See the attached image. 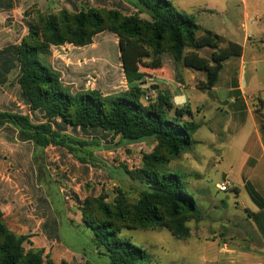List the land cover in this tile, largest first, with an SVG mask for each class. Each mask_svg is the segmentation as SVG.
<instances>
[{
  "label": "trees",
  "instance_id": "1",
  "mask_svg": "<svg viewBox=\"0 0 264 264\" xmlns=\"http://www.w3.org/2000/svg\"><path fill=\"white\" fill-rule=\"evenodd\" d=\"M127 2L135 10L133 14L88 7L74 13L67 10L48 15L36 13L25 22L26 34L17 45L0 53L4 56L0 63L5 73L17 69L20 96L45 122L33 124L26 115L3 112L0 125L14 127L19 141L31 142L35 148L52 145L65 147L69 152H87L95 143L61 135L52 129L50 122L58 130L70 126L85 132H110L119 137L118 144L155 140V150L142 155L137 168L123 170L127 179L138 185L135 203L129 204L121 192L111 204L105 203L104 195L87 197L78 203L97 245L106 248L100 254L109 264H148V256L142 249L127 240H117L116 234L122 225H127L132 229L166 228L178 238L188 236L185 222L199 215V209L186 188L184 176L177 170L169 171L165 164L167 159L192 149L197 143L194 135L201 125L192 119L189 107H174L169 92L156 91L155 86H152L154 98L145 103L140 80L155 76L150 73L161 68V56L166 54L187 69L203 72L205 79L197 87L211 90L223 63L239 57L241 47L201 29L193 15L178 12L167 0ZM103 32L117 38L124 76L129 82L136 80L137 85L114 96H102L95 91L72 92L62 84L61 74L50 63L51 48L64 44L83 47ZM203 49L210 50L209 57L199 55ZM134 66L139 72L132 71ZM54 119H59V123ZM74 155L81 162L96 165L88 154ZM25 241L26 237L14 235L4 226L0 213V264H53L44 261L41 252H24Z\"/></svg>",
  "mask_w": 264,
  "mask_h": 264
},
{
  "label": "crops",
  "instance_id": "2",
  "mask_svg": "<svg viewBox=\"0 0 264 264\" xmlns=\"http://www.w3.org/2000/svg\"><path fill=\"white\" fill-rule=\"evenodd\" d=\"M20 1L0 0V31L6 29L8 22L13 24V21H16L15 15L19 12ZM167 1L178 12L184 15H193L196 24L201 29L221 36L227 42L239 45L241 55L231 57L224 62L215 87L204 91L199 89L197 84L189 85L187 83L190 80H195L199 74L201 77L198 79V84L203 82L205 79L203 72L188 71L180 63L183 66L181 69L179 63L163 54L161 68L150 73L156 76L155 85H153L155 90L169 92L174 107L181 108L183 107L181 105L187 103L184 106L189 107L190 111L197 108L198 102H202L198 96L200 93L207 92L210 99L220 78L226 74H236V80L232 85H234V89L241 91L242 80L239 78V73L245 59H256L255 54L258 58L259 49L264 52V22H260L257 15L258 12L264 13V0H240V11H238L237 3L231 5L233 0H222L221 7L223 9L221 10L208 8L205 0H201V2L199 0ZM67 2L69 4L67 6L71 8V1ZM250 9L254 11L252 15ZM224 13L228 14L232 22L225 23L223 20L215 28L209 21L202 19L205 15L210 19L214 14L222 15ZM235 17L240 20L234 21ZM10 18H14L13 21ZM239 31L242 32L241 43L232 40L239 37ZM98 36L93 38L91 44L83 47H74L70 44L52 47L50 63L61 74L62 84L72 92L95 91L102 96L122 94L129 87L137 85V82L136 80L129 82L124 76L117 38L112 34L113 39L110 43H106L104 38ZM2 41L3 39L0 38V53L9 47L2 46ZM18 43L19 41L12 45ZM198 53L201 55L200 51ZM249 54L251 55L250 59L247 56ZM164 55L169 59V62L162 60ZM3 57L0 55V59ZM238 65H240V70ZM138 70L135 69V66L132 68V71ZM87 75H94L96 79L94 86L89 87L85 83ZM16 77L17 69L5 73L0 63V113L29 115L33 124L44 123L45 120L41 114L29 111L28 105L20 96ZM192 115V119L195 121V114L192 113ZM54 122L59 123V119H54ZM50 124L52 129L61 135H66L76 141L94 142L95 145H92L91 149H86L87 152L80 150L69 152L65 147L52 145L44 149L35 148L31 142L19 141L18 131L14 127L7 124L0 125V211L4 217L10 215L15 221H24L28 216L22 211L23 202L28 200L27 202L36 207L33 211L39 225L36 228L37 234L48 241L60 242L59 219L69 216V205L66 203L64 194L72 191L82 201L87 196L96 197L102 194V190L106 192L115 184L122 185L119 180L125 181L123 180L125 177L118 163L111 161L110 155L115 150L121 153L124 149L123 146L135 153L137 149H134L133 146L137 144L120 143L116 148L115 144L110 146L109 143H105L106 139L110 143L111 139L119 143V137L113 136L110 132H85L79 131V129L74 130L70 126H63L61 130H58L52 122ZM257 125L254 143L250 142L248 135L244 138L243 149L228 170V176L232 182L231 192L234 193L232 202L237 204L232 216L235 220L241 221L240 235L236 233L222 246H217L215 257L209 261V264H264V119H258ZM242 127L243 125H240L239 129ZM236 130L238 131L237 128ZM254 146L256 147L255 153H253ZM74 154L82 157H86L88 154L95 160L96 165L94 166L91 162H81ZM124 157L119 155V158ZM99 164H101L100 167ZM110 175L116 177L109 180L108 183L101 182V178H112ZM70 176L74 179H71ZM85 185H90V187H87L86 190ZM245 190L250 195L248 200L237 201L241 191ZM18 225L21 226L20 223ZM236 227L237 224L234 222L233 228ZM22 228L26 229L27 227Z\"/></svg>",
  "mask_w": 264,
  "mask_h": 264
},
{
  "label": "rangeland",
  "instance_id": "3",
  "mask_svg": "<svg viewBox=\"0 0 264 264\" xmlns=\"http://www.w3.org/2000/svg\"><path fill=\"white\" fill-rule=\"evenodd\" d=\"M67 1L21 0L19 12L15 15L16 21H13L14 18H10L13 24L8 22L6 29L0 31V38L3 39L2 46H12V44L20 41L21 37L26 34L25 22H29L36 13L38 15L57 14L61 10L74 13L88 7L117 9L123 15H130L135 12L127 0H69L71 1V8L67 6L69 5ZM205 1L208 8L223 9L221 7L222 0ZM233 3L239 5L238 11H240V0H233L231 5ZM253 12V9H250L251 15ZM257 15L260 22H264V13L258 12ZM141 17L146 18L145 15H141ZM207 17L205 15L202 19L209 21L214 28L218 27L223 20L225 23L232 22V19L230 20L226 13L222 15L214 14L210 19ZM233 20L238 21L240 18L235 17ZM98 35L99 38H104L106 43H110L113 39L112 34L107 32ZM238 36L232 40L241 43V31H239ZM259 51L258 58L255 54L256 59H245L244 64L241 66V72L239 73V78L242 80L241 91L234 89L232 83L236 80V74L232 73V75L226 74L220 78L216 90L210 95V99L207 92L198 95L202 102H198L197 108L191 110L195 114V122L201 125L194 135L197 143L190 151L180 154L177 158L166 160V169L169 171L177 170L184 176L186 188L191 193L192 198L195 199L199 209V215L189 218L185 222L188 236L178 238L166 228L132 229L127 228V225H122V228L116 234L117 240H127L142 249L148 256V264H209V261L215 257L217 246H222L236 233L240 235L241 221L235 220L232 216L237 205L232 202L234 193L231 192L232 189L220 193L217 190V184L226 177L231 180L228 176V170L234 159L241 153L245 143L244 138L248 135L250 142L254 143L258 119H264V116H262L264 114V52H262V49H259ZM200 54L209 57L210 50L203 49ZM247 56L250 59L251 55ZM162 60L169 62L165 55ZM238 67L240 70V65ZM180 68H183L181 64ZM146 71L150 72L149 70ZM188 71L193 70L188 69ZM186 75L188 76L189 72ZM89 77L94 79L92 83V86H94L96 84L94 75H87L85 83ZM199 77H201V74L195 80H190L187 83L189 85L198 84ZM184 105H187V103L181 106ZM240 125H243L241 129H239ZM105 143H109L110 146L115 144V147L118 148V143L113 139H111V143L106 139ZM132 144H137L133 146L134 149H137L135 153L123 146L124 149L121 153L115 150L110 155L111 161L118 163L125 181L119 180L122 185L115 184L111 189L108 188L106 192L102 190L100 195H104L105 203H113L120 192L123 193V197L129 204L135 203L138 199V185L128 180L123 171L124 168L127 170L132 169L120 162L119 155L125 156L124 158L130 161L140 163L142 155L151 154L155 150L157 142L150 139L142 143ZM255 151L256 147L254 146L253 153ZM110 177L112 178L105 177L100 180L108 183L116 176L110 175ZM71 179L74 178L71 177ZM85 187L87 190L90 185H85ZM245 191H241L237 201L248 200L250 195ZM64 196L68 197L66 203L72 208L68 206V218L59 219L60 242L48 241L37 234L36 228L39 225L33 211L36 207L34 204L27 202L28 200H24V204L22 203L24 205L22 211L28 216L24 221H15L10 215L4 217L0 211L2 222L14 235L26 237V241L22 244L24 252H41L44 261L48 260L53 264H109L108 260L100 254L105 253L106 248L97 245L92 231L84 223L81 212L82 207L78 203H81L85 198L80 201L72 191L66 192ZM234 222L237 224L236 228H233ZM19 223L22 227L27 228L23 229L18 225Z\"/></svg>",
  "mask_w": 264,
  "mask_h": 264
},
{
  "label": "built area",
  "instance_id": "4",
  "mask_svg": "<svg viewBox=\"0 0 264 264\" xmlns=\"http://www.w3.org/2000/svg\"><path fill=\"white\" fill-rule=\"evenodd\" d=\"M156 77L155 76H145L140 80V90L142 92V98L145 103H148L151 101L155 95V91L152 89V86L155 85ZM94 82V79L89 77L87 79L86 84L90 87L92 86V83ZM29 111L31 112L30 108H28ZM33 112V111H32ZM29 117V115H26ZM120 162H122L124 165H126L129 169H135L139 166V163H136L135 161H130L127 158H121ZM232 188V182L230 179H223L217 184V190L220 193H224L227 190ZM68 197H66V200Z\"/></svg>",
  "mask_w": 264,
  "mask_h": 264
}]
</instances>
